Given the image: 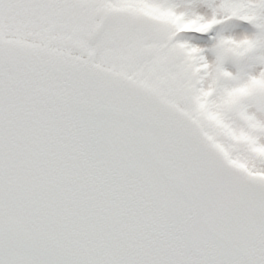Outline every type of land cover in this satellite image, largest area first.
Here are the masks:
<instances>
[{"label":"snow or ice","instance_id":"obj_1","mask_svg":"<svg viewBox=\"0 0 264 264\" xmlns=\"http://www.w3.org/2000/svg\"><path fill=\"white\" fill-rule=\"evenodd\" d=\"M0 264H264V0H0Z\"/></svg>","mask_w":264,"mask_h":264}]
</instances>
